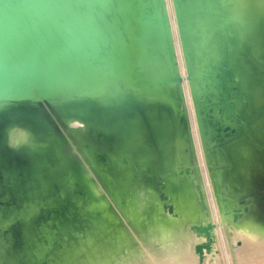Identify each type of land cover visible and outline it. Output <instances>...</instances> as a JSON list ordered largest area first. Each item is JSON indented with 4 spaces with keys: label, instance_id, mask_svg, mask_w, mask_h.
<instances>
[{
    "label": "bare ground",
    "instance_id": "6f19581e",
    "mask_svg": "<svg viewBox=\"0 0 264 264\" xmlns=\"http://www.w3.org/2000/svg\"><path fill=\"white\" fill-rule=\"evenodd\" d=\"M125 1L0 0V9L113 19ZM156 5L181 81L150 84L113 72L42 93L0 91V264H27L60 212L74 218L76 233L103 215L117 218L150 254L145 236L176 226L162 264H221L219 227L231 250L238 244L264 260V238L242 230L248 215L264 229V0ZM194 68L199 84L185 80ZM185 82L210 194L193 128L179 120ZM208 222L211 250L201 263L194 246L205 236L195 226Z\"/></svg>",
    "mask_w": 264,
    "mask_h": 264
},
{
    "label": "water",
    "instance_id": "95a60500",
    "mask_svg": "<svg viewBox=\"0 0 264 264\" xmlns=\"http://www.w3.org/2000/svg\"><path fill=\"white\" fill-rule=\"evenodd\" d=\"M113 19L62 18L0 9V91L34 87L42 93L66 81L116 72L134 81L168 85L181 81L173 63L164 17L156 0H129ZM159 66L156 73L148 67ZM194 68L188 79L199 84ZM181 107V104H180ZM180 115L184 122L185 112ZM55 214L31 250L27 264L54 229ZM212 222L196 225L205 241L194 246L199 262L211 250ZM205 251V252H204Z\"/></svg>",
    "mask_w": 264,
    "mask_h": 264
},
{
    "label": "rangeland",
    "instance_id": "374dc122",
    "mask_svg": "<svg viewBox=\"0 0 264 264\" xmlns=\"http://www.w3.org/2000/svg\"><path fill=\"white\" fill-rule=\"evenodd\" d=\"M168 1L170 4V0ZM175 42H177L176 39ZM179 58V63L181 64L182 59L180 55ZM185 80L189 79L187 78ZM185 94L186 99L183 95L182 102H180V104L181 108L185 112V119L187 121L186 124L189 125V128H193L192 132L197 148L200 166L203 170L207 190L210 194L211 189L208 183V179L206 177L203 156L200 148L199 137L195 125L189 92L186 88V82ZM208 203L209 209L215 214V203L211 196H209ZM65 217L66 216L62 214L57 215V218L54 222V229L51 235L46 238L41 250L39 252L34 253L35 257L33 259H30L28 264H162L159 256L164 252L170 251L175 244L176 226H167L168 229H166V232L162 229L164 227L159 225L160 227L158 226V228L161 229L160 231H164V234L162 233L161 235V233L157 232L156 234L158 235L155 236L151 232L152 234L148 233L149 235L145 236L146 246L152 251L150 254L145 249H143L142 246L139 245V243L136 241L134 236L128 231V229H126L124 226L121 225V223H119L118 220H116L117 218L103 215L98 224L93 223V225L95 226L90 224L89 227L84 228V231H77L76 233L74 231L76 230V227L73 223L74 218L69 216L66 218ZM247 217H249L248 222H250V225L247 224V227H242L243 232L247 236H249V239H251L253 236H259L264 238V229L259 224V222L251 215H248ZM253 222H255L256 224ZM88 228L90 229L88 230ZM86 229L88 230V232ZM159 235L161 236L162 240L158 244V242L155 243L156 239H154V237L156 238ZM75 239H78V241H76ZM161 243L164 244L163 247L160 246L162 245ZM217 243L218 246L216 252L219 255L221 264H237L235 259V253L233 250H231L230 246L232 245L229 240H227L224 235L218 233ZM108 245L109 247H107ZM110 245H112L115 249ZM68 247L70 248L68 249ZM102 251H104V253ZM94 260H96L97 262H95ZM253 264L258 263L254 261ZM259 264L264 263L262 262Z\"/></svg>",
    "mask_w": 264,
    "mask_h": 264
},
{
    "label": "crops",
    "instance_id": "0c3cea01",
    "mask_svg": "<svg viewBox=\"0 0 264 264\" xmlns=\"http://www.w3.org/2000/svg\"><path fill=\"white\" fill-rule=\"evenodd\" d=\"M218 233L225 236V233L221 227H219L217 229V235H218ZM217 241H218V237H217ZM217 245H218V243H217ZM233 251L235 253L236 263H238V264H253L254 263L253 259H256L257 260L256 262L258 264L262 263V262L264 263V260L261 259L262 253L255 258L254 255H252L250 251L245 252L240 246H238V244L236 245V248Z\"/></svg>",
    "mask_w": 264,
    "mask_h": 264
}]
</instances>
